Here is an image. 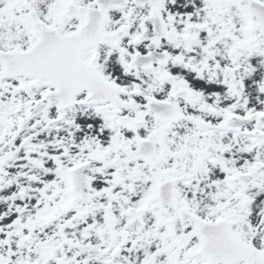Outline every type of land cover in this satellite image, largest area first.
<instances>
[{
    "label": "snow or ice",
    "instance_id": "obj_1",
    "mask_svg": "<svg viewBox=\"0 0 264 264\" xmlns=\"http://www.w3.org/2000/svg\"><path fill=\"white\" fill-rule=\"evenodd\" d=\"M0 264H264V0H0Z\"/></svg>",
    "mask_w": 264,
    "mask_h": 264
}]
</instances>
